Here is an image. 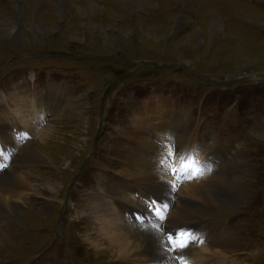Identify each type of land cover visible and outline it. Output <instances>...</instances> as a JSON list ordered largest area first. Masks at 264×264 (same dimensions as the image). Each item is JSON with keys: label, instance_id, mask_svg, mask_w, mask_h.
<instances>
[{"label": "rangeland", "instance_id": "rangeland-1", "mask_svg": "<svg viewBox=\"0 0 264 264\" xmlns=\"http://www.w3.org/2000/svg\"><path fill=\"white\" fill-rule=\"evenodd\" d=\"M86 1L0 0V173L17 184L0 196L14 215L4 222H19L0 264H124L87 236L97 211L153 214L162 144L193 149L203 166L216 148L208 173L244 182L233 211L203 216L229 226L197 244L204 259L264 264V0H146L140 11L88 0L83 15ZM167 177L177 187L160 214L173 223L175 193L195 178Z\"/></svg>", "mask_w": 264, "mask_h": 264}, {"label": "bare ground", "instance_id": "bare-ground-1", "mask_svg": "<svg viewBox=\"0 0 264 264\" xmlns=\"http://www.w3.org/2000/svg\"><path fill=\"white\" fill-rule=\"evenodd\" d=\"M111 1L113 3H116L119 6H125V7H129L130 4H128V3H131L134 6V9L137 8L136 9L137 11L142 10L141 8L143 7V3H145L146 5L149 3L146 0H134L133 3L130 0H111ZM173 1H176V0H173ZM85 3H86L85 4L86 7H83V8L79 7L78 8L79 13H81L83 15L88 14V12L91 11L94 7L93 2H90L87 0ZM123 10L125 12L127 11V9L125 10L124 8H123ZM16 102H18V99ZM19 111H22V110H19ZM34 111H35V109H34ZM22 113L16 114V116L18 118H21ZM29 121H30V119H27V121L24 122L23 126L28 127ZM8 122H11V125L14 128H16V125L12 122V119L6 121V123H8ZM45 132L46 131H44V133ZM44 133H41L39 139L42 138V135H44ZM21 134L24 135L23 132ZM168 136H169V134H168ZM173 141H174V139H173ZM157 142H155V143H157ZM9 143H11V142H9ZM185 151H193V149L192 150L188 149ZM185 151L181 150L180 152H185ZM211 151L212 152L208 157L203 155L205 157L206 166L210 167V171L212 168L210 163L212 164L213 161H215V158L217 157V153L215 151H217V149L212 148ZM132 154H133V158L136 157V155L133 152H132ZM206 154H208V153H206ZM8 157H10V156H8ZM8 157H6V158H8ZM122 160H123L124 165L125 164L127 165L131 161L126 156H124L122 158ZM8 161H9V159H8ZM240 162L241 161H237V164H240ZM203 163L204 162L201 161V165ZM206 166H204V167L206 168ZM151 167H152V170L154 173V175H153L154 182H157L159 180H162L163 182L162 181H161V183L157 182L156 184H159V185L155 186L156 189L154 191H150L149 196H151V197L146 198V199L148 200V202H150V201L158 202L157 205L161 210L163 209V208H161V205L167 204L168 208L166 210H164V212H165L164 214L166 215L168 209H170L169 205L171 204V202L169 200L170 198L167 199L166 201H163L162 197H166L167 195H171L170 192L173 189L171 187L170 182H174V181L172 179H170L168 181V177H167L168 175H166L164 172L160 171V168L156 169L155 164H152ZM237 170H238V168H237ZM206 173H208L207 170L205 171L204 175ZM211 174H213V173H208V174H206V176L203 175L202 177H200V178H205V179L208 178L209 179V180H207L206 183H203V184H205L204 186H203V184H201L202 187H205L208 190H198L197 188L195 189L196 185H198L201 181L205 180V179L195 178L194 181H191L192 183H189L185 186L184 190H182L179 193H175V196H176L175 202L177 203V205L175 203L176 206L174 205L171 207L172 212L169 215L170 216L169 218L172 219L173 223L171 222V220L169 221L167 216H166V222H165V219L163 221L157 220L155 218V215L151 214L150 212H149V216H147V220H144L143 216H146L148 213H146L144 210H141L138 208H135L132 211H128V210H126V208L121 209L119 212V215L113 214L114 215L113 218H108V216H111V215H109V212L106 211L107 210L106 209L104 211L103 210L97 211L98 215H99L98 216L99 218L97 219L98 223L96 222L95 224L94 223L92 224V227L95 229L96 232H95V234L94 233L88 234L87 242L91 245V247L95 251L107 252V253H109V256L112 258V260L115 259L116 262H120V261L125 262L126 261L124 264H179V262L177 260V256L180 254H182L184 256L186 264H189V263L190 264H217L215 260L207 261L206 260L207 258L204 259L203 253L202 252L200 253L199 249L197 248L198 247L197 244L198 243H200V244L204 243L205 240H207L206 245L214 243V240H213L214 237L216 235H219L220 233H221V236L224 235L226 233L227 229L229 228V226L225 227V226L221 225L220 223L216 224V223H214V221L209 220L203 216L207 215L208 207L214 206V205H215V207H217V205H219L221 207H225V209L233 211L235 209V206H236L235 203H237V205H238V201L240 199L244 198L243 193L239 192V194H238L236 192L239 190L238 188L243 187L244 182L242 183L239 180V178H238L239 175L230 181V179L227 177L229 174L228 175L226 174L227 175L226 178H224L223 176H218L217 178H214V176H212ZM164 177H165V179H164ZM219 177L221 179H219ZM198 179H199V181H198ZM190 180H192V179H190ZM15 181L16 180H14V174H12L11 171L6 172V170H5V172L0 173V189L2 191L1 193L5 194V195L11 193L12 191L9 188L17 186ZM197 181H198V184H196ZM129 184H130V182H129ZM138 186H140V185H138ZM182 193H184V194L186 193L188 196H191V195L197 196V199H200V200H199V202H196V203H193V202L190 203L189 201H187L183 197ZM1 197L2 196H0V247L2 249H7V248H12L14 246V241L11 239L13 237L14 238L17 237V235H18L17 232H15L14 230L11 229V225L16 226L19 222L17 220L15 221V223H17V224H15L13 222H12V224H6L4 222V221H7L8 219H10L9 215L12 214V211H11L12 207L10 206V204H11L10 201L5 199L6 197L5 198H3V197L1 198ZM240 202H241V200L239 201V203ZM20 214H22V213H20ZM12 216H14V215L12 214ZM20 216H22V215H20ZM96 218H97V216H96ZM137 218H139V219H137ZM194 219L199 221V222H197L198 226L197 225L192 226L189 224L191 222V220H194ZM19 220H20V218H19ZM110 221H112V223H110ZM209 221H210L209 224H204V223L209 222ZM191 223L195 224L193 222H191ZM163 224L165 226H163ZM171 224L173 227H167V225H171ZM161 226H163V228H161ZM164 227L168 228L170 230L166 231L164 229ZM181 230L191 232L193 234L194 239L192 240V242L186 248H184L181 251V253H176V252H172V251L167 250V248L164 246V244L167 240L166 233H169V232L170 233H176V232H179ZM141 234L145 235L146 238L145 239L142 238ZM90 235H92V237ZM148 239H149V242L147 243L146 240H148ZM194 245H195V247L191 248ZM2 249H1L0 253H2L4 251ZM251 249H252V247H251ZM253 249H256V248L254 247ZM204 251H206V250H204ZM127 261H130V262H127ZM221 262H222L221 260L218 261V264H221Z\"/></svg>", "mask_w": 264, "mask_h": 264}, {"label": "snow or ice", "instance_id": "snow-or-ice-1", "mask_svg": "<svg viewBox=\"0 0 264 264\" xmlns=\"http://www.w3.org/2000/svg\"><path fill=\"white\" fill-rule=\"evenodd\" d=\"M161 155L158 159V165L160 171L164 172L166 175L178 179H194L200 178L204 175L205 171H210L201 165L198 153L185 151L180 152L175 149L174 145L167 146L161 145ZM2 154V153H0ZM173 190L177 187L174 182H170ZM158 202L150 201L147 207L150 211L155 214L161 221L164 220V216L160 214L161 209L155 207ZM161 208L166 210L168 208L167 204L161 205ZM139 219V218H137ZM167 240L164 246L167 250L181 253V251L186 248L194 239L191 232L181 230L176 233H166ZM179 264H186L185 258L182 254L177 256Z\"/></svg>", "mask_w": 264, "mask_h": 264}, {"label": "crops", "instance_id": "crops-1", "mask_svg": "<svg viewBox=\"0 0 264 264\" xmlns=\"http://www.w3.org/2000/svg\"><path fill=\"white\" fill-rule=\"evenodd\" d=\"M252 10H253V8H252V9H251V8L249 9V11H252ZM253 39H255V38H253ZM245 41H246V40H245ZM216 82H219V81H215L214 83H216Z\"/></svg>", "mask_w": 264, "mask_h": 264}, {"label": "built area", "instance_id": "built-area-1", "mask_svg": "<svg viewBox=\"0 0 264 264\" xmlns=\"http://www.w3.org/2000/svg\"><path fill=\"white\" fill-rule=\"evenodd\" d=\"M238 79H240V78H238ZM238 79H237V80H238ZM262 79H264V76L262 77ZM227 81H229V80H227Z\"/></svg>", "mask_w": 264, "mask_h": 264}]
</instances>
